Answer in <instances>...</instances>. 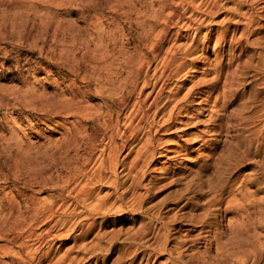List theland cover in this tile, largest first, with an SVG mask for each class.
Instances as JSON below:
<instances>
[{
	"label": "rangeland",
	"instance_id": "obj_1",
	"mask_svg": "<svg viewBox=\"0 0 264 264\" xmlns=\"http://www.w3.org/2000/svg\"><path fill=\"white\" fill-rule=\"evenodd\" d=\"M58 1L0 0V264H264V0ZM160 37L194 49L129 131Z\"/></svg>",
	"mask_w": 264,
	"mask_h": 264
},
{
	"label": "bare ground",
	"instance_id": "obj_2",
	"mask_svg": "<svg viewBox=\"0 0 264 264\" xmlns=\"http://www.w3.org/2000/svg\"><path fill=\"white\" fill-rule=\"evenodd\" d=\"M18 1H22V0H18ZM32 1V0H31ZM43 2L44 4H45V6H52V5H55V4H61V1H58V0H33V2L32 3H29L28 4V6L30 7V8H37V6L39 5V3H37V2ZM219 0H215L214 1V4H209V5H207V7H206V9H207V11L206 12H210V11H212V9H213V7L214 6H217V2H218ZM63 3V2H62ZM59 4V5H60ZM48 6V7H49ZM44 7V6H43ZM29 10H31V9H29ZM38 11H40V10H38ZM144 24V23H143ZM163 42H164V38L163 37H160L159 39H157L153 44H152V56L154 57V58H157V57H159L160 56V51H161V49H162V46H163ZM102 49H104V48H100L99 50H102ZM194 49V48H193ZM193 49H190V47L188 46V47H185L184 48V50L182 51V55L181 56H179V57H176L175 56V54L174 53H172V54H169V55H165V56H160V59H161V61H162V63H163V65H162V67L160 68V69H158V71H157V66H154V68H153V70H154V72H153V80L151 81V80H149V79H147V80H145V79H143V81H141V82H138V78H136V82H135V87H137L136 89H139V91H142L143 89H145V88H149V90L143 95V99H140L139 100V104H138V110H137V112H136V110L134 111V113H131V115L129 116V118H128V120H127V130H129V131H135L136 129L133 127V124H135V127L136 128H140V126L142 125V123H143V120H144V118H145V116L146 115H148L149 113H152L153 115H156L157 113H160V109L163 107V106H165L166 104H167V102L169 101V102H171L175 97H174V95L173 94H171V93H169V94H167L166 93V95L164 94L165 92H168L169 90H170V81H172V80H176V76H179L178 74H180V72H181V70H182V68H183V66H184V64H185V55H188V54H191V50H193ZM105 50V49H104ZM103 50V51H104ZM102 51V52H103ZM99 52H101V51H99ZM105 52V51H104ZM103 52V53H104ZM32 53V52H31ZM117 55H114V54H112L113 55V58H109V57H107L106 59H102L103 61H100V63L101 62H103V63H101V65L100 66H102L103 68H105V69H107V67L109 68V67H111V66H113L114 65V62H115V60L114 59H118L119 57L118 56H122L123 57V59H125V61H124V63H125V66H126V64H127V67H129L130 65L129 64H131V61H130V59H129V57H126L125 56V54L124 53H122V51H119L118 53H116ZM99 55V54H98ZM101 55H104L105 56V54H102L101 53ZM111 55V56H112ZM104 56H103V58H104ZM109 56V55H108ZM98 60H101L100 59V57H98ZM95 63H99V61H97L96 62V60L94 61ZM97 63V64H98ZM123 63V64H124ZM93 65H94V63H93ZM99 65V64H98ZM98 65H97V67H98ZM94 66H96V65H94ZM99 66V67H100ZM132 66V65H131ZM142 66H144V65H142ZM101 67V68H102ZM126 68V67H125ZM133 68V67H132ZM128 70H129V68H127ZM129 72V74H130V70L128 71ZM195 86H190L189 88H188V90H187V92H186V94L184 95V97L181 99V100H183V99H185L186 97H187V95L190 93V91L192 92V90H194L193 88H194ZM264 89V88H263ZM174 97V98H173ZM178 101H179V99H177L175 102H173V103H171L170 105H169V108H168V112H167V114H162L163 116H168V117H166L165 118V120H168V119H170L171 117V115L173 114V112L178 108ZM131 103V94H130V92H129V94H128V97L124 100V103H123V107L124 108H126V107H128L129 106V104ZM167 106V105H166ZM163 109H164V107H163ZM167 110V109H166ZM177 113H178V110H177ZM123 142H124V144H126L127 143V140L125 139V140H123ZM184 150H187V148H185ZM171 151H173V152H176L178 155L179 154H184V152L182 151V149L180 150V149H177V150H171V149H169L168 150V152H171ZM160 155H162V156H165V154H160ZM108 158V157H107ZM112 159H114V157H111V155H109V158H108V160H102V163H105L106 161L107 162H109V163H112ZM104 167V166H103ZM99 170V169H98ZM97 170V171H98ZM95 172V177H94V175H93V177H94V180L95 181H100L101 179H103L104 178V171L100 168V170L98 171V172ZM86 188V187H85ZM87 190H88V187H87ZM89 191V190H88ZM86 195H87V193H85ZM139 200V199H138ZM103 201H104V199H103ZM105 203V202H104ZM101 204H102V202H101ZM100 204H98V206H99ZM141 205V204H140ZM139 205V206H140ZM102 207V206H101ZM46 208V207H45ZM44 208V209H45ZM35 209V208H34ZM33 209V210H34ZM40 209V208H39ZM47 209H48V207H47ZM49 209H51L50 208V206H49ZM38 210V209H37ZM15 211V210H14ZM39 211V210H38ZM38 211H36L37 213H38ZM41 211H42V208H41ZM50 211V210H49ZM74 211V207H72V209H71V211H70V213L71 212H73ZM33 212H35V211H33ZM43 212V211H42ZM41 212V213H42ZM47 212V211H46ZM39 213H40V211H39ZM40 213V214H41ZM45 213V212H44ZM40 214H36V215H40ZM44 215V214H43ZM47 215V214H46ZM45 215V216H46ZM31 217H32V215H30ZM33 216H35V215H33ZM53 216V214H52V212L50 211V214L49 215H47L44 219H45V224L46 223H48V225H49V222H51V217ZM59 216V215H58ZM43 217V216H42ZM65 217V216H64ZM39 218V217H38ZM41 218V217H40ZM32 219L33 218H31V220H29V221H32ZM34 221H36V219H33ZM39 220V219H38ZM33 222V221H32ZM65 222H66V218H62V217H57L56 219H54L53 218V223L51 224V226L49 227L48 225V228L46 229V231L44 232V233H39L38 234V237H39V241H40V238H41V241L42 242H46V240H47V236L48 235H50V234H52V233H50L51 232V230H52V228L55 226V225H62V224H65ZM35 223V222H34ZM37 223V222H36ZM33 223H31V225H32ZM30 225V224H29ZM84 230H86V229H84ZM83 231V230H82ZM34 230L33 231H30V232H28V235H27V238L28 239H31V237L33 236V235H36V234H34ZM249 232V231H248ZM46 233H47V235H46ZM45 234V235H44ZM51 236V235H50ZM50 236H49V238H50ZM26 244V243H25ZM27 248H28V245L26 244L25 245ZM39 245L38 246H36L35 245V247H31V248H28V250H27V253H28V255L30 256V257H33L34 256V254L37 252V250L39 249ZM18 253V252H17ZM16 253V254H17ZM45 254V253H44ZM46 255V254H45ZM45 255H44V257H45ZM61 255H63V254H61ZM62 257V256H61ZM66 257V256H65ZM65 257H64V259H65ZM46 258V257H45ZM58 259V258H57ZM60 259V258H59ZM61 260H62V258H61ZM51 262V264H52V261H50ZM25 263L27 264V263H29V260H26L25 261ZM24 263V264H25ZM17 264H19V262H17ZM53 264H60L59 263V261H56V262H54ZM252 264H254V263H252Z\"/></svg>",
	"mask_w": 264,
	"mask_h": 264
}]
</instances>
